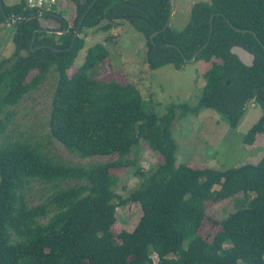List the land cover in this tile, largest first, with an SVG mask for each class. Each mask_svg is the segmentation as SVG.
I'll return each mask as SVG.
<instances>
[{
	"label": "trees",
	"instance_id": "16d2710c",
	"mask_svg": "<svg viewBox=\"0 0 264 264\" xmlns=\"http://www.w3.org/2000/svg\"><path fill=\"white\" fill-rule=\"evenodd\" d=\"M93 2L68 0L75 8L74 25L54 18L57 29L36 35L52 13L40 15L26 0L4 6L8 17L22 19L9 23L16 28L14 52L0 61V139L25 96L50 81L49 136L82 158L117 154L121 159L78 166L51 156L40 143H0V264H155L154 256L157 264H264V158L226 170L181 165L172 135L178 117L204 110H214L236 129L248 104L256 102L263 114L244 143L253 146L264 137V0L197 2L181 32L171 26L163 30L169 0H98L71 47ZM121 20L144 35L150 72L167 65L181 70L184 57L192 58L210 39L195 62H218L207 72L197 105L171 104L158 116L148 112L132 84L93 78L90 71L110 55L103 44L88 48L83 64L71 73L85 48L83 31L102 21L107 23L101 29L109 31ZM7 23L0 7V26ZM233 46L255 56L252 67L231 53ZM141 140L162 160L139 189L122 198L115 187L134 164L128 157ZM34 186L46 194L38 205L29 200ZM229 200L235 210L220 222L211 219L220 231L211 240L201 236L208 212ZM129 203L141 206L142 217L133 231L116 234L117 209Z\"/></svg>",
	"mask_w": 264,
	"mask_h": 264
},
{
	"label": "rangeland",
	"instance_id": "374dc122",
	"mask_svg": "<svg viewBox=\"0 0 264 264\" xmlns=\"http://www.w3.org/2000/svg\"><path fill=\"white\" fill-rule=\"evenodd\" d=\"M20 1L2 0L4 6H13ZM172 1L173 14L169 26L176 32H181L189 22L193 5L209 0ZM73 6L70 4L68 6V0H62L61 5L54 7L57 11H49L53 18L41 20L42 29L50 33L57 29L59 23L54 18H62L73 26L76 15ZM45 11L47 10L42 9L37 13L43 15ZM10 22L0 26V61L10 57L14 52L13 37L16 28L13 24H9ZM106 23L102 21L98 26L83 31L81 36L86 39L85 48L79 53L71 73L83 64L88 48L103 44L110 55L105 62L90 71L93 78L104 81L115 79L122 84H132L140 92L148 112H155L158 116L165 115L171 104L197 105L206 84L207 72L214 63L218 62L217 60H212L210 63L186 62L181 70H177L173 65H167L150 72L145 64L147 46L144 35L128 20H121L118 26L109 31L101 29ZM109 37L111 40L107 41ZM52 92V82L48 81L39 90L25 96L16 108L15 115L11 117L10 131L0 139V143L9 140L40 143L51 156L78 166L109 163L121 159L117 154L82 158L70 153L58 140L50 137L48 119ZM176 110L179 112L178 108ZM262 114V109L256 102L249 103L247 112L236 129L230 128L214 110H204L197 115H187L183 118L178 117L172 133L177 144V164L215 170H226L249 163L257 164L264 158V137L259 136L253 146H247L244 138ZM128 158L134 161V164L120 174L121 179L115 187V192L122 198L139 189L145 178L159 166L162 160L161 155L142 140ZM45 198V192L38 186H34L29 192V200L34 205H38ZM234 210V202L231 200L214 206L207 214L200 235L211 240L221 229L220 226H214L211 219L220 222ZM116 216L115 233L118 234L123 230L131 232L142 217V209L138 203H129L118 208ZM153 259L157 264V256Z\"/></svg>",
	"mask_w": 264,
	"mask_h": 264
},
{
	"label": "water",
	"instance_id": "95a60500",
	"mask_svg": "<svg viewBox=\"0 0 264 264\" xmlns=\"http://www.w3.org/2000/svg\"><path fill=\"white\" fill-rule=\"evenodd\" d=\"M98 0H94V2L89 6L88 10L84 13V15L82 16L77 28H76V31L74 33V36H73V39H72V45L71 47L74 46V43L76 41V39L79 37V34H80V31H81V28L83 26V22L86 18V16L88 15V13L90 12V10L94 7V5L96 4ZM170 2V16H169V19H168V22L166 23L165 27L163 28V30L165 31L169 25H170V22L172 20V14H173V1L172 0H169ZM0 7L2 9V13H3V16L5 18V20L7 22H10V21H15V20H19V19H22L21 16H18V15H14V16H10L8 17L5 10H4V5H3V2L2 0H0ZM214 17L215 15H212L211 16V19H210V33L212 35V32H213V21H214ZM230 26L233 27L231 25V23L229 22ZM43 31H46L44 29H39L37 31L34 32V34L36 35L37 32H43ZM52 32V31H51ZM158 33H154L152 36H151V40H153V38L157 35ZM35 35H34V38L31 42V51L34 52L35 49H33V44L35 42ZM210 43V39L208 40V42L202 47L200 48L192 58L190 59H187L186 57H184L185 59V62L187 63H192L196 60V58L199 56L200 53H202L209 45ZM168 46H171V45H168ZM45 46H40L39 48H43ZM231 53L235 56L238 57V59L240 60V62L245 65L246 67H252L253 66V63H254V59H255V56L250 53L248 50H246L245 48L241 47V46H233L231 48ZM257 93V92H256Z\"/></svg>",
	"mask_w": 264,
	"mask_h": 264
},
{
	"label": "built area",
	"instance_id": "2783aa9c",
	"mask_svg": "<svg viewBox=\"0 0 264 264\" xmlns=\"http://www.w3.org/2000/svg\"><path fill=\"white\" fill-rule=\"evenodd\" d=\"M59 0H26V4L31 9L50 11L59 4Z\"/></svg>",
	"mask_w": 264,
	"mask_h": 264
},
{
	"label": "clouds",
	"instance_id": "9594fccd",
	"mask_svg": "<svg viewBox=\"0 0 264 264\" xmlns=\"http://www.w3.org/2000/svg\"><path fill=\"white\" fill-rule=\"evenodd\" d=\"M60 3V2H59ZM40 11H42V10H40ZM45 12H49V11H45Z\"/></svg>",
	"mask_w": 264,
	"mask_h": 264
},
{
	"label": "crops",
	"instance_id": "0c3cea01",
	"mask_svg": "<svg viewBox=\"0 0 264 264\" xmlns=\"http://www.w3.org/2000/svg\"><path fill=\"white\" fill-rule=\"evenodd\" d=\"M60 2H62V0H61ZM64 2H65V1H63V4H64Z\"/></svg>",
	"mask_w": 264,
	"mask_h": 264
},
{
	"label": "flooded vegetation",
	"instance_id": "af4514ba",
	"mask_svg": "<svg viewBox=\"0 0 264 264\" xmlns=\"http://www.w3.org/2000/svg\"><path fill=\"white\" fill-rule=\"evenodd\" d=\"M257 93H258V92H257ZM257 93H256V94H257Z\"/></svg>",
	"mask_w": 264,
	"mask_h": 264
}]
</instances>
